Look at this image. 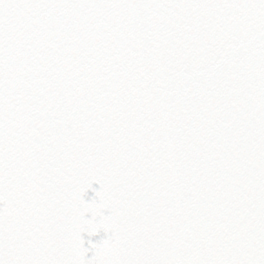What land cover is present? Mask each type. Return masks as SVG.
Here are the masks:
<instances>
[{"label":"snow or ice","instance_id":"snow-or-ice-1","mask_svg":"<svg viewBox=\"0 0 264 264\" xmlns=\"http://www.w3.org/2000/svg\"><path fill=\"white\" fill-rule=\"evenodd\" d=\"M0 264H264V0H0Z\"/></svg>","mask_w":264,"mask_h":264}]
</instances>
